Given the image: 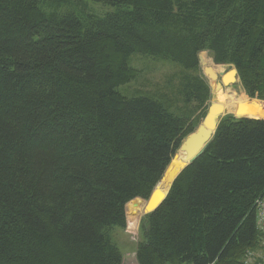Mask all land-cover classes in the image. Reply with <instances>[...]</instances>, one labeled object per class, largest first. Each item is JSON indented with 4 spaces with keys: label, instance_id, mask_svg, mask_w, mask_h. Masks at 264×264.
<instances>
[{
    "label": "trees",
    "instance_id": "obj_1",
    "mask_svg": "<svg viewBox=\"0 0 264 264\" xmlns=\"http://www.w3.org/2000/svg\"><path fill=\"white\" fill-rule=\"evenodd\" d=\"M85 1L0 0V264L123 263L104 230L126 226L196 127L116 89L132 54L192 70L206 50L264 101V0H91L101 15ZM190 86L202 105L208 86ZM233 115L148 213L137 264H245L257 246L264 115Z\"/></svg>",
    "mask_w": 264,
    "mask_h": 264
},
{
    "label": "rangeland",
    "instance_id": "obj_2",
    "mask_svg": "<svg viewBox=\"0 0 264 264\" xmlns=\"http://www.w3.org/2000/svg\"><path fill=\"white\" fill-rule=\"evenodd\" d=\"M84 3L87 5V11L93 12L97 15L110 11L107 5L101 3H94L91 0L85 1ZM73 4L77 6L75 2H73ZM58 8L59 12L65 11L64 6H58ZM80 10L81 7L79 6L75 9L77 12H81ZM199 55L202 56L205 64H200L198 62L199 65L196 68L187 70L172 60L170 61L162 57H152L151 55L146 56L134 53L129 57L128 65L137 71V76L135 79L127 82V84L118 86L116 89L126 97H138L141 95L157 99L162 102L170 112H174L181 117H187L189 121L197 126L200 119L204 116L201 117L203 110L207 107L209 101L213 100V87L216 86L219 79L218 77L217 80H212L209 75L205 73L206 68H213L210 53L205 50ZM226 65L228 64L218 65L222 66L224 73L229 69V66ZM214 74L217 75V72H214ZM196 77L208 86L209 89L207 99L202 105L196 101V98L194 99L191 95L187 94L191 89L190 85L194 83ZM220 91L219 95L223 97L224 102L228 105L234 103L237 106L239 103V107H241L246 106L242 104L240 105L243 100H258L259 102L254 103L251 107H254V112L256 114L264 115V101L257 98V96L252 98L249 97L239 80L238 82L231 84L228 89L221 88ZM229 92H232V96L236 101L231 99V97V100L229 99L231 103L226 101L228 97L227 93ZM235 111L226 112L225 115H229ZM173 167L172 175H175L181 167L177 165L176 162ZM158 187H162L161 183H159ZM145 201L146 199L140 198H135L132 201L136 203H132L131 206L139 204L141 213H143L140 215L134 212L132 209L133 207L131 208V202L125 206V227H110L104 230L105 236L112 244L119 248L123 259L122 264H137V260L135 259L137 245L145 240L144 235L147 227L146 217L148 213H146V211H148V209L145 208ZM259 248L260 247H258L257 244V246L252 249L258 250V255L260 254L261 256H264V251Z\"/></svg>",
    "mask_w": 264,
    "mask_h": 264
},
{
    "label": "water",
    "instance_id": "obj_3",
    "mask_svg": "<svg viewBox=\"0 0 264 264\" xmlns=\"http://www.w3.org/2000/svg\"><path fill=\"white\" fill-rule=\"evenodd\" d=\"M198 62L200 64H205L201 55H198ZM212 63H214L213 60ZM214 65L217 66L221 64L214 63ZM226 66H229L228 71H226L225 73L219 72L217 75L213 74V76H211L205 71V73L208 74L210 79L212 80H217L219 77L218 82L216 84L219 85L220 89L221 88L228 89L229 86L234 83L233 72L236 74L237 80H239L238 73L235 67L231 64H228ZM209 69L210 68H208V70ZM227 96H228V98L226 99L227 102L229 101L230 97L231 99L236 101V99L232 96V92L227 93ZM256 102L259 101L256 99L246 100V101L243 100L241 101L240 105L242 104L251 107ZM236 107H237L236 112H238L240 109L239 103ZM206 108L207 109L205 111V114L200 119V122L197 124V126L193 129V131H191V133L186 135V137L181 140L179 147L174 153V156L167 164L166 169L164 170V173L161 177V180L154 186L153 191L146 199L145 208L148 209L146 213H150L154 211L163 202L167 193L169 192V188L176 179V176L184 168H186L188 164L192 163L194 160L198 158L199 155H201L202 151L209 143L210 138L214 134L215 129L219 124L220 118L225 115V108L221 103L217 101L210 100ZM233 116L238 119H242V117L250 118V119L255 118V117L252 118L248 115H239V114ZM175 162L177 165H180L181 168L176 172L175 175H172V169L174 168L173 165L175 164ZM168 181H170V184L168 185L167 190L164 192L163 188L166 186ZM159 183H161L162 185L161 188L158 187Z\"/></svg>",
    "mask_w": 264,
    "mask_h": 264
},
{
    "label": "built area",
    "instance_id": "obj_4",
    "mask_svg": "<svg viewBox=\"0 0 264 264\" xmlns=\"http://www.w3.org/2000/svg\"><path fill=\"white\" fill-rule=\"evenodd\" d=\"M256 230L259 231L258 247L264 251V194L254 203ZM259 248V249H260ZM258 250L249 249L244 255L245 264H264V256L258 255Z\"/></svg>",
    "mask_w": 264,
    "mask_h": 264
},
{
    "label": "bare ground",
    "instance_id": "obj_5",
    "mask_svg": "<svg viewBox=\"0 0 264 264\" xmlns=\"http://www.w3.org/2000/svg\"><path fill=\"white\" fill-rule=\"evenodd\" d=\"M211 60V59H210ZM211 63H212V61H211ZM212 66H213V68L211 69H209L208 70V68H206L205 69V71L208 73V74H210L211 76H213V74H214V72H217V74L219 73V72H221V73H224V71H223V68H222V66H215L214 65V63H212ZM214 71V72H213ZM216 75V74H215ZM233 76H234V83L235 82H238V80H237V77H236V74L233 72ZM221 91H220V87H219V85H217L216 84V86L215 87H213V91H212V94H213V100L214 101H217V102H219V103H221L222 105H223V107L225 108V113L226 112H230V111H235L236 110V105L233 103V104H230V105H228L226 102H224V100H223V97L222 96H220L219 95V93H220ZM228 98V97H227ZM231 100V99H230ZM229 100V101H230ZM228 101V102H229ZM231 103V102H230ZM237 111V110H236ZM234 112L233 114H242V113H254V107H246V106H241L240 107V109H239V111L238 112ZM180 166V165H179ZM181 167V166H180ZM170 184V181L166 184V186L163 188V190H164V192L167 190V187H168V185Z\"/></svg>",
    "mask_w": 264,
    "mask_h": 264
}]
</instances>
